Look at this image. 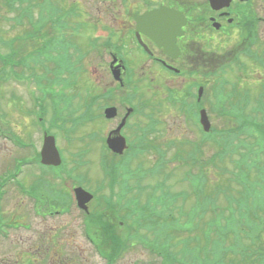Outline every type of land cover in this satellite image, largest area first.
<instances>
[{
  "label": "rangeland",
  "instance_id": "374dc122",
  "mask_svg": "<svg viewBox=\"0 0 264 264\" xmlns=\"http://www.w3.org/2000/svg\"><path fill=\"white\" fill-rule=\"evenodd\" d=\"M50 1L52 5L62 9L67 14V18L65 19L67 27L64 29L66 41L70 45V49L68 48L67 53L73 62L75 61V63L80 65V71L74 75L75 81L72 87L64 89L61 85H54L50 90L53 92L67 93L70 98V105L66 106L63 102L61 107L70 111V113L71 110H73V118L76 120L81 117L82 113L88 107H90L89 115L94 118L89 119L85 117L87 122H79L77 124L70 122V129H72L71 124L75 126V128H73V137H75V141L72 143L67 142L63 130L57 127V121H52L51 119L49 122L47 121L49 114H45L46 122H44V125L46 127L49 126L50 131L56 134L59 142L58 144L64 149L66 161L72 166L71 153H78V146L80 144H86V138L85 140H81V137L92 131L97 133V138L89 144L91 153L85 156V164L81 166V168L77 167V169H79L78 174L84 178L88 186L90 183L92 184V182H96L97 179L102 177L96 165L97 159L101 153L100 145L103 146L102 141H104L106 131L113 128L116 124V120L112 122L104 121L101 115L102 105L106 101H110V103L122 106L120 95L122 93L125 94L127 90V92H131L130 89H132L131 87L133 85L129 88L120 89V86L113 81L108 71L107 61L110 50L104 43L108 42L116 45V39L108 36L109 30H112L114 27V24L109 23L108 19L110 3L108 5V2L105 0ZM120 1L122 0H114L115 3ZM253 1L254 5L264 14V4L262 1ZM39 2L40 0H27L25 4L23 3L20 5L17 10H23L26 6H29L31 10L30 18L32 22H35L39 15L43 14V9L40 8ZM130 5L132 9L142 8L140 0H135L134 3H130ZM72 6L75 9L77 8L80 12L81 15L79 17H73L68 13L69 8ZM16 12L17 11L9 12L8 7L6 8L4 2L0 0V51L7 53L13 50L16 56L21 57L26 55L30 50L39 49L43 40L50 35V29L48 26H45L43 32L40 35H36L33 33L35 25L31 24L29 17H19L18 20L12 19ZM93 21H97L98 23H92ZM261 26L263 29L264 26ZM27 32L33 34V39H28V36H26ZM15 36H20L21 38L18 41H14L12 44L10 39L15 38ZM261 36L259 48L256 47V49L260 54H264L263 51H261L262 46H264V29ZM124 38L126 39V37ZM238 40V36L229 39L221 38L219 39L220 44L215 46V48L206 46L205 49H207L210 56H212L210 60L213 61V56L215 57L216 63H214V65L217 66L224 61L226 62L234 55L240 43ZM197 46L199 47L200 44ZM198 57L200 61L201 58L200 56ZM239 58L241 62L248 66H252L248 59H245L243 56H239ZM6 60H8V58H6ZM217 62H219V64ZM180 63L182 64V62ZM51 65L53 66V64ZM223 70L224 74L227 76L229 75L230 78L235 76L234 68L230 69V67H228L223 68ZM40 71L41 69L37 68L35 73L38 74ZM14 72L16 75L27 78L31 75L32 70L31 67L21 68L16 66ZM7 80L9 81L4 82L0 80V114L2 115V118H0V129L5 133L4 130L6 126L8 128L10 127L24 140L29 139V135H31L33 139H39L41 133L39 128L37 133L33 131L30 116L26 119L22 109L27 113L31 111V109H29L32 103L31 95L39 94L41 92L40 86H37L30 78L27 79L29 81L28 84H26L22 78L16 80L10 73ZM156 81L157 83L168 82L159 78ZM180 81V78H178L169 82H173L172 86L177 87ZM134 85L133 98H135L132 103H134L133 106L137 105L138 109L141 111V117L132 120L131 127L124 128L128 149L124 153L123 159L128 161L132 168L140 166L139 169L142 171L151 169L152 166H154L156 158L163 159L164 163H160L154 167L156 170L160 168L159 171L161 173H146L141 182L142 184L150 186L147 190L141 192V197L144 199L146 194H150L152 189L164 180L162 189L156 194L157 208L154 212L155 216L151 213L153 217L159 218V227L157 229L152 228L150 230L139 231V235L146 238L144 244L142 245L137 242L133 246L125 248L111 264H176L179 262H186L188 264H221L220 254H222L223 249L221 247H211L209 249L211 256H208L206 252L203 253L204 250L202 249L204 246H210L211 244H204V239L202 237L209 235V237L212 238L213 235H216L214 227L218 229L220 226L227 225L228 222L233 220L232 216H237L238 214V210L232 207L231 201L226 197L227 194L224 196L221 193H216V190L223 186L228 187L229 195L232 197H237L238 194L243 192L242 188L236 187V183H229L227 179L228 175H231L228 172L235 171V163L229 154L224 155L220 160L219 158H214L215 163H209V161H207L208 156L213 155L217 148L215 149L212 144H207L205 139H201V134L197 132V125L193 120L182 119L181 113L178 114L176 118L175 109L165 107L163 104V93L156 94L143 82ZM105 90L109 91V95L104 96L105 98H99L94 105L90 106L93 97L96 95H103L99 93ZM192 91L195 92L196 90L192 89ZM226 91L233 93L236 98H242L241 94L233 92V90L230 91L226 89ZM239 91H243V89H239ZM249 91L251 96H255L259 90L250 89ZM46 103V112H51V101L49 97L46 98ZM203 103L207 109L206 112L211 125L216 128H225V121L218 119L209 109L210 100L207 89L204 91ZM249 105H254V102H248L247 106ZM36 106L39 107V104H36ZM33 111L29 113L32 116ZM148 114H152L154 119H160L157 121L155 127L149 125L147 122L146 115ZM260 116L262 117V114H260ZM134 124L142 126L146 124V128L148 129L155 128V131H151L146 136V140H142L135 147L133 146L137 142L136 135L138 133L134 131L136 130ZM192 142L198 143V148L196 150L191 148ZM219 146H221V144H219ZM198 149H200V151ZM155 150L160 152L163 151L164 155H156ZM20 151L21 150L17 147L13 148L10 142L4 141L0 134V170L5 164L9 163L8 161H10L12 156L16 154H25V152ZM190 153H194V156L197 158L200 156L199 161L193 164L186 162ZM73 158H76V156H73ZM33 172L36 173L37 171L34 170ZM200 174L204 175V179L200 181L201 193L205 190V194H209L212 200L209 199L200 202L194 212L186 213L191 211L195 202L189 184V178L196 177ZM194 184H196L195 180L191 185ZM258 190L259 191H254L256 195L255 199L257 202L264 203V188L258 185ZM179 193L183 195L178 197ZM175 194L177 197L174 196ZM252 200L253 198H251V204ZM33 207L34 203L32 201L19 199L18 195L14 192H10L6 199H4L2 210L5 219L11 220L15 218V220H21L20 216H22L24 218L23 220L32 224L33 230L31 232L20 231L17 233V247L12 249L6 246L5 240H0V264H15V251L32 246V241L37 243L38 241H35V239L39 238V235L46 226H61L56 239L63 242L71 239L69 252L72 251L75 253L76 257L79 253H82V257L77 261V264H107L106 260L101 258L96 252H89L86 243L83 241L84 235L81 234L80 226L84 224L82 221L83 216H80L77 210L74 209L73 212H70L69 216L54 217L44 222L40 219L39 215L32 213L30 209ZM42 209L47 210L48 208L43 207ZM241 212L245 213V209L242 208ZM168 215L169 217H167ZM262 215H264V212ZM153 217H151L149 221L153 220ZM64 222L65 225L63 227L62 225ZM198 226H204L206 231L202 232L197 230ZM201 229L203 230V228ZM242 232L245 234L246 231L243 230ZM68 234H70V236ZM231 240V234H228V238L225 239V245L228 246V248L232 245L229 244ZM243 244L247 254L245 255L244 262L240 264H259V260L257 262V257L255 258L252 250H250V248L255 249V245L253 243L250 244L247 239H243ZM39 245L40 243L37 245L35 244L33 247H38ZM41 245L43 246V244ZM76 246L80 248V250H77ZM182 246H186L187 248L181 250ZM257 246L264 251V246L258 244ZM244 248L239 252L244 251ZM43 249L42 247L38 255L34 254L32 262H27L26 264H47ZM166 252L170 255H166ZM232 254L233 253L229 252L227 249L222 264H226V261L232 258ZM234 262H236V260H234Z\"/></svg>",
  "mask_w": 264,
  "mask_h": 264
},
{
  "label": "flooded vegetation",
  "instance_id": "af4514ba",
  "mask_svg": "<svg viewBox=\"0 0 264 264\" xmlns=\"http://www.w3.org/2000/svg\"><path fill=\"white\" fill-rule=\"evenodd\" d=\"M159 4H165V5L172 6V7H175V8H178V9H181V10L185 11L186 10L187 0H179V1H177V0H175V1L165 0V1H162L161 3H159ZM222 12H231V9L228 8V9H221V10H218V11H214L212 13V15L209 16V18L217 17V16L220 17V16H222L221 15ZM129 24H130V27H132V25H131V19H130ZM184 31H185L184 36H187L188 35V31H189L188 26H185L184 27ZM184 36L179 37L178 40H177V45L180 47L181 52L183 50H185L186 44L188 43V42H184V40H183ZM141 40L147 46V48L149 49L150 53L154 56V59L160 60V61H165L166 64H168V65H172V61H175L174 59H171L170 57L166 56L162 52V49H158L154 45V43L150 39H148L147 37L141 36ZM157 52L159 53V55L156 54ZM33 173H34L33 170L25 171L23 173L21 179H20V182L18 183V185L22 189L23 194L21 193V191H20V189H19L18 186L8 185L6 187L7 192L4 195L3 202H2V206H3V203H4V199H6V197L8 196V194H10V192H14L16 195H18L19 199H25V200L27 199L25 197V196H27V194L25 192L30 189V187L32 185V182H34L35 179H36V178H34L35 176H33L34 175ZM3 188H4V186L1 187V190L0 191H2ZM44 195H45V193H43L42 196H44ZM69 195H70V192H68L66 194V199H68ZM47 206H50V205L47 204ZM40 207H41L40 205L34 204V207L31 208L30 210L32 211V213L37 214L39 211L42 210V208H40ZM1 213L3 215V210H1ZM20 219H21L22 223H24L23 221H25V220H23L24 218L22 216H20ZM20 226L26 227L23 224H20ZM16 227H17V225H15V224H2L0 226V230L3 232L2 234H0V239H3V240L6 241V246H8L9 249H12L14 247H17V244L16 243L18 242V238H17L16 234L18 232H11V231H9L11 229H15ZM32 230L33 229L31 227V230L29 232H31ZM35 241H38V242L35 243V242L32 241V246L27 247V249H24V250L18 252V258L19 259L29 260V262H32L33 261V258H32L33 255L36 254V253H37L36 255H38L40 253L38 251V249H36L38 247L35 248L36 251H33L32 250V248H33V246L35 244L37 245L38 243H40V244H43L44 245V243L47 242V244H48L47 246L48 247L49 246L51 247L52 246V243H54L53 228L51 226H46L42 230L41 234L39 235V238H36ZM17 251L18 250H16L15 252H17ZM28 252L30 253L31 256L30 255H27ZM53 252L54 251L53 250H50V249H47L46 250V253L44 255L46 257V263L47 264H58V263L55 262V256L53 255ZM29 256L31 257V260H30V257ZM18 261H16V263H19Z\"/></svg>",
  "mask_w": 264,
  "mask_h": 264
},
{
  "label": "trees",
  "instance_id": "16d2710c",
  "mask_svg": "<svg viewBox=\"0 0 264 264\" xmlns=\"http://www.w3.org/2000/svg\"><path fill=\"white\" fill-rule=\"evenodd\" d=\"M260 125L261 124H260L259 121H256L255 124H254V126H256V127H260ZM259 131H262L263 138H264V122H263L262 129L260 130V128H259ZM236 204L241 205V202L240 201H237ZM256 215L257 216L259 215L257 210L256 211L255 210H252V211H250V213L247 214V216L251 219L250 221H247V226L251 227V229H252V232H251L252 240H254L256 237H258V240L259 241H264V236L262 235L261 230L258 231V227H260L261 224H264V221L261 222L260 221L261 219L259 217H257ZM255 220L259 221L260 222L259 223L260 225H255V223H254ZM255 240L257 241V239H255Z\"/></svg>",
  "mask_w": 264,
  "mask_h": 264
}]
</instances>
